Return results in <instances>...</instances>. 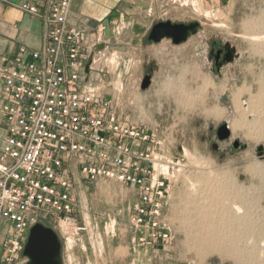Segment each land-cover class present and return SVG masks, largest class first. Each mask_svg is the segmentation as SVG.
Masks as SVG:
<instances>
[{"label": "rangeland", "instance_id": "374dc122", "mask_svg": "<svg viewBox=\"0 0 264 264\" xmlns=\"http://www.w3.org/2000/svg\"><path fill=\"white\" fill-rule=\"evenodd\" d=\"M115 1L103 4L104 19L121 12ZM123 1L127 4L121 12L123 19L132 23L114 24L115 33L148 32L155 22L165 20L200 24L196 34L178 45L168 39L150 42L146 34L135 52L131 48L104 52L105 45L97 49L98 44H103L94 37L100 21L88 26L92 40L86 47L95 57L90 85L100 86L101 94L116 101L124 120L147 127L164 139L163 149L172 161L169 203L164 216L173 239L170 243L137 242L138 233L130 224L135 190L109 179L85 181L74 171L70 177L77 201L75 217L79 223L85 222L87 229L63 238L57 226L48 225L60 238L64 264H264V159L254 152L255 146L264 143V137L245 136L249 126L264 128V101L261 111L250 110L258 94L264 97V84L259 83L264 82V0H202L201 9L209 16L197 13L190 4H182L185 0ZM83 2L77 0V6ZM251 33L261 40L249 39ZM211 40L230 43L240 55L219 74L212 71L206 56ZM92 44L95 45L90 48ZM119 50L130 56H123ZM147 72L151 74V84L143 90L140 82ZM203 80H208V85L199 93ZM236 90L241 93L235 99ZM214 107L222 109L220 115L211 113ZM246 108L248 113L241 117L240 111ZM234 119L242 122V128L231 131L230 138L219 144L225 152L221 156L222 151L211 148L215 129L222 122L231 128ZM234 139L247 147L230 150ZM212 175L218 183L233 187L223 204L228 208L231 203L240 206L246 215L242 221L250 225L245 223L242 231L228 226L231 224L217 227L216 244L206 251L193 240L188 227L194 222L190 216L196 205L220 207V202L209 197L211 191L202 181ZM191 183L199 184L201 196L192 192ZM247 215L253 218L249 221ZM20 262L17 264H25Z\"/></svg>", "mask_w": 264, "mask_h": 264}, {"label": "built area", "instance_id": "2783aa9c", "mask_svg": "<svg viewBox=\"0 0 264 264\" xmlns=\"http://www.w3.org/2000/svg\"><path fill=\"white\" fill-rule=\"evenodd\" d=\"M72 2L51 1L47 11L21 2L22 11L46 23L45 45L0 55V112L7 122L0 150V264L26 263L23 248L38 222L57 226L63 238L86 231L75 217L74 171L85 181L109 179L135 190L130 224L137 242L173 239L164 216L172 164L164 139L124 120L116 101L85 81L92 51L69 21ZM94 63L93 52L90 74Z\"/></svg>", "mask_w": 264, "mask_h": 264}, {"label": "crops", "instance_id": "0c3cea01", "mask_svg": "<svg viewBox=\"0 0 264 264\" xmlns=\"http://www.w3.org/2000/svg\"><path fill=\"white\" fill-rule=\"evenodd\" d=\"M23 1L34 3L41 11H47L48 5L54 0H0V55L14 57L22 46L30 50H41L45 45L47 25L42 16L22 11L20 3ZM107 2L108 0H85L80 6H77V0H73L69 13L70 23L83 32L84 43L87 45L88 41L92 40L88 30L90 27L89 23L91 24V22L95 21L96 24V22L100 21L99 32H95L94 37L99 39V43L105 45L102 51L105 52L113 48L120 50L126 48L128 51L131 48L135 52L148 32L115 33L114 24L121 25L126 22L121 12L127 4L123 0L120 3L116 0L114 5H117L121 12H118L115 16L109 15V17L104 19L103 4ZM126 23L131 25L132 22L127 21ZM94 45L92 44L90 48ZM120 54L125 57L130 56L125 51L124 53L120 52ZM128 60L130 61L131 59ZM6 136L7 122L0 112V150L4 145ZM2 238L3 235L0 233V242Z\"/></svg>", "mask_w": 264, "mask_h": 264}, {"label": "bare ground", "instance_id": "6f19581e", "mask_svg": "<svg viewBox=\"0 0 264 264\" xmlns=\"http://www.w3.org/2000/svg\"><path fill=\"white\" fill-rule=\"evenodd\" d=\"M176 1V0H175ZM202 0H185V1H183L182 2V4H184V5H191L194 9H195V11H197V13L199 12V14H203V15H205V16H209V13L208 12H206V11H203V9H201V2ZM181 4V5H182ZM194 11V12H195ZM197 15V14H196ZM248 26V25H247ZM250 28V27H249ZM252 28V27H251ZM258 30V29H257ZM249 33V32H248ZM260 37V36H259ZM249 39H251V40H261L260 38H258V36L256 35V34H254V33H251V36H250V38ZM93 52V51H92ZM257 53V52H256ZM260 78V77H259ZM264 79V78H263ZM258 83V82H257ZM259 83H261V84H264V82H259ZM208 85V80H203L202 81V83H201V87H200V89H199V93H201V90L203 91L205 88H207L206 86ZM262 87V90H261V93H263L262 91H264V85H261ZM99 88H100V86H98ZM210 87V86H209ZM260 92V91H259ZM198 93V94H199ZM240 93H241V90H236L235 91V93H234V98L236 99V97H238L239 95H240ZM197 94V93H196ZM198 94H197V97H199L198 96ZM258 94V93H257ZM201 95V94H200ZM192 98H193V96H191ZM251 98H253V97H251ZM196 99V98H195ZM253 99H255V98H253ZM252 99V100H253ZM256 101L254 102V101H252V102H254V104H252L253 106H251L250 107V110L252 111V112H255V113H257V112H259V111H261L260 110V106L261 105H263V101H264V97L262 96V95H260V94H258L257 95V99H255ZM190 103V102H189ZM236 103V102H235ZM237 104V103H236ZM256 104V105H255ZM247 106V105H246ZM264 106V105H263ZM238 110V109H237ZM259 110V111H258ZM211 113L212 114H215V115H220L221 114V112H222V109H220L219 107H214V108H212L211 110ZM249 111V110H248ZM248 111H247V108L246 109H243L242 111H240V116L241 117H243L244 115H246V113H248ZM251 112V113H252ZM210 113V112H209ZM258 114H260V113H258ZM262 114V113H261ZM240 118V117H239ZM238 118V119H239ZM238 119H234L233 121H232V123L230 124L231 125V128H230V126H229V128L231 129V131H236L237 129L238 130H240L242 127L240 126L241 124H240V122H239V120ZM241 119V118H240ZM243 119V118H242ZM257 122V121H256ZM255 122V123H256ZM242 123V122H241ZM248 123H250V122H248ZM261 123V122H260ZM246 124V123H245ZM258 124V123H257ZM251 125V124H250ZM247 126H249L248 124H247ZM245 127V126H244ZM245 129H247L246 127H245ZM244 129V130H245ZM245 136H247V137H250V136H253V138L254 137H256V138H260V137H264V128L262 127V128H260V126L259 125H257V126H249L248 127V131L245 133ZM251 138V137H250ZM255 139V138H254ZM261 141V140H260ZM185 151V154L187 155H189V153H188V151L185 149L184 150ZM198 164V163H197ZM202 164H204V163H202ZM208 167V166H207ZM252 171V170H251ZM215 173V172H214ZM204 175V174H203ZM216 179L217 178H215L214 177V175H212L211 177L209 176V177H206V178H204L202 181L205 183V184H207L206 185V187L207 188H209L210 189V191H211V193L209 194V197L211 198V197H213L215 200H217V202L219 203L220 202V207H212V205H211V208L210 207H208V205H196L195 207H194V209H193V215L192 216H190V217H192L193 219V224L192 223H189V225H190V227H188V225H187V227L188 228H191L190 229V235L191 236H193V237H195V238H193V240L194 239H196L197 240V242L196 243H199L198 244V246H200V249H203V250H206V251H208V250H210V249H213L214 248V245L216 244V238H215V235H217L216 234V231H218V229H217V227H219V226H222L223 228L225 227V226H227L228 224H231V225H228V226H232V225H234V227L233 228H237L238 230H241L240 228L241 227H243V226H245V223H247V221L246 222H244V220L242 221V219H245V217H246V215H245V217H244V214L242 213L243 211H241V207L240 206H237L235 203H231V206L228 208L226 205H224L223 204V199L224 198H227L228 196L230 197V190L233 188V187H227L226 185H224V184H222L221 182L220 183H218L217 181H216ZM220 179V178H219ZM196 181V180H195ZM200 180H198V182L197 183H200L199 182ZM201 181V182H202ZM196 183V182H195ZM193 184V183H191L192 184V192L194 193V194H199L200 195V189H199V184ZM203 184V183H202ZM204 184V185H205ZM231 184V183H230ZM200 185H201V183H200ZM229 185V184H228ZM191 187V186H190ZM236 187V186H235ZM206 188V189H207ZM235 190V189H234ZM233 192V191H232ZM231 192V193H232ZM240 192V191H239ZM234 193V192H233ZM232 193V194H233ZM207 195H208V193H206ZM201 196V195H200ZM238 196V195H237ZM235 198H233V200H234ZM237 199V198H236ZM212 200V199H211ZM210 200V201H211ZM226 200V199H225ZM227 200H231V199H227ZM232 202V201H231ZM240 202V201H239ZM202 203V202H201ZM203 203H205V201L203 202ZM212 203V202H211ZM237 203V202H236ZM212 204H214V203H212ZM194 206V205H193ZM246 211V210H245ZM188 212H189V210H188ZM187 212V213H188ZM189 215V214H188ZM247 217H248V215H247ZM250 217H252V216H250ZM250 217H248L249 218V221H250ZM247 218V219H248ZM253 218V217H252ZM191 219V218H190ZM246 219V220H247ZM189 222V221H188ZM252 223V222H251ZM248 224V223H247ZM248 225H250V224H248ZM252 226V225H251ZM246 227V226H245ZM221 228V227H220ZM226 229V228H225ZM231 229V228H230ZM229 229V230H230ZM224 230V229H223ZM221 231V230H220ZM226 231V230H225ZM225 231H223V234H224V232ZM233 231V230H232ZM232 231H230L231 233H230V235L233 233ZM235 231V230H234ZM242 231V230H241ZM219 232V231H218ZM227 232H229V231H227ZM222 233V232H221ZM221 233H220V235H221ZM235 233V232H234ZM239 233H242V232H240L239 231ZM229 233H227V235H228ZM237 234V233H236ZM258 234V233H257ZM219 235V237H220V239H221V236ZM218 237V238H219ZM224 238H226V235L224 234ZM228 238V237H227ZM253 238V237H252ZM229 239V238H228ZM231 239H233V238H231ZM253 240V239H252ZM225 241V240H224ZM229 241V240H228ZM218 242V241H217ZM221 242H222V240H221ZM256 243V242H255ZM261 245H262V243H260ZM253 245H255V244H253ZM216 247V246H215ZM261 249V248H260ZM262 250V249H261ZM238 255V254H237ZM240 255H241V253H240Z\"/></svg>", "mask_w": 264, "mask_h": 264}, {"label": "water", "instance_id": "95a60500", "mask_svg": "<svg viewBox=\"0 0 264 264\" xmlns=\"http://www.w3.org/2000/svg\"><path fill=\"white\" fill-rule=\"evenodd\" d=\"M200 24L196 21L189 23L172 22L170 20L155 22L147 33V40L153 43H159L163 39H168L172 44L178 45L185 42L191 35L197 33ZM104 47V44H98L97 49ZM234 50V49H233ZM92 53L90 54L85 64V81L89 80L90 63L92 60ZM240 55L236 54L235 58ZM234 61V59H233ZM151 84V74L144 75L140 82L141 89H146ZM231 130L227 122H222L217 127V137L219 140L230 138ZM240 142L235 139L234 145ZM244 148L247 147L243 143ZM254 152L257 157L264 159V143L255 146ZM26 258L25 264H64L62 255V244L58 234L51 228L41 222L34 224L28 232V236L22 252Z\"/></svg>", "mask_w": 264, "mask_h": 264}, {"label": "flooded vegetation", "instance_id": "af4514ba", "mask_svg": "<svg viewBox=\"0 0 264 264\" xmlns=\"http://www.w3.org/2000/svg\"><path fill=\"white\" fill-rule=\"evenodd\" d=\"M199 29V28H198ZM234 49V50H233ZM238 54L234 46H232L228 42H222L220 40H211L210 44L207 49V60L211 63V69L213 72L217 74L221 73V70L224 69L226 66L234 63L236 61L235 55ZM234 59V61H233ZM148 73V72H147ZM220 125V124H219ZM229 139V138H228ZM225 140H219L217 137V127L215 129V138L211 141V148L214 151H219L221 156L225 154V152L220 148L219 144ZM235 139L229 145V149L237 150L240 148H244L243 142H238L237 145H234ZM228 150V149H227Z\"/></svg>", "mask_w": 264, "mask_h": 264}]
</instances>
